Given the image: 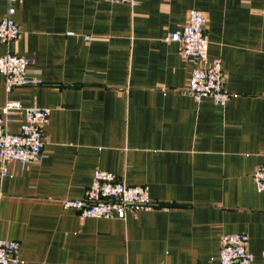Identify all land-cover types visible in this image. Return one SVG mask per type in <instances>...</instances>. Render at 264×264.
I'll return each instance as SVG.
<instances>
[{
  "label": "crops",
  "instance_id": "1",
  "mask_svg": "<svg viewBox=\"0 0 264 264\" xmlns=\"http://www.w3.org/2000/svg\"><path fill=\"white\" fill-rule=\"evenodd\" d=\"M0 0L20 29L7 53L31 60L39 85L7 100L50 111L44 159L0 169V239L18 264H219L221 237L244 233L264 264V0ZM208 22V57L232 94L221 107L185 89L195 68L166 42L188 12ZM20 118L10 123L18 130ZM1 166V163H0ZM1 168V167H0ZM96 170L148 188L152 210L87 218L62 200L85 195Z\"/></svg>",
  "mask_w": 264,
  "mask_h": 264
},
{
  "label": "built area",
  "instance_id": "2",
  "mask_svg": "<svg viewBox=\"0 0 264 264\" xmlns=\"http://www.w3.org/2000/svg\"><path fill=\"white\" fill-rule=\"evenodd\" d=\"M115 4L135 7L134 0H109ZM14 10L9 9L6 17L0 19V42L11 43L20 37V29L13 20ZM208 22L206 16L197 10L188 12L187 22L179 31L171 34L166 42L180 46L183 60L193 61L185 92L195 103L204 99L214 105L225 106L232 94L224 86L221 61L208 57ZM31 60L11 53L0 56V75L4 78V88L10 93L16 88L39 85V81L29 79L27 70ZM20 118L15 133L9 129L14 119ZM50 111L36 103L23 106L18 101L7 100L0 108V163L1 175L7 173V164L16 163L20 170L44 159L42 131L49 123ZM253 182L257 192H264V163L253 172ZM65 209L79 213L80 221L87 218L125 219L128 212L152 210L159 206L151 201L148 188L128 185L111 172L96 170L90 186L83 198L61 201ZM219 264H252L254 256L248 250V236L244 233L225 234L220 240ZM20 244L16 241L0 239V264H18Z\"/></svg>",
  "mask_w": 264,
  "mask_h": 264
}]
</instances>
